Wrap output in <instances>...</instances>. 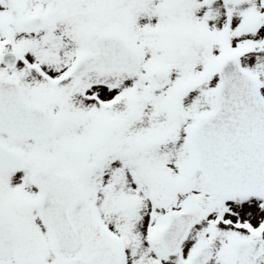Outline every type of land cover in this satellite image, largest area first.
<instances>
[{"label":"rangeland","instance_id":"1","mask_svg":"<svg viewBox=\"0 0 264 264\" xmlns=\"http://www.w3.org/2000/svg\"><path fill=\"white\" fill-rule=\"evenodd\" d=\"M13 2L10 11L0 0V53L14 51L17 61L11 70L0 63V76L18 83L25 104L46 111L53 126L46 136L0 133L1 144L22 160L0 170V213L20 235L0 264H72L75 257L87 264H188L205 243L215 250L207 264H264V198L219 196L191 145L194 127L216 104L224 60L251 76L264 99L261 1ZM35 14L47 19L39 31L12 29L15 20ZM102 33L119 35L137 53L138 72L70 73ZM155 71L166 74L160 89L153 87ZM174 108L186 117L184 125H175ZM39 164L77 175L82 194L73 217L82 242L75 254L55 250L34 214L12 211L16 200L36 194L29 176ZM164 194L172 198L167 207L159 201ZM192 203L203 205L206 216L176 254L166 255L158 239L165 217ZM249 239L257 242L254 254L236 259L232 244Z\"/></svg>","mask_w":264,"mask_h":264},{"label":"water","instance_id":"2","mask_svg":"<svg viewBox=\"0 0 264 264\" xmlns=\"http://www.w3.org/2000/svg\"><path fill=\"white\" fill-rule=\"evenodd\" d=\"M261 1L264 5V0ZM4 2L11 9L14 8L11 0ZM45 23L46 19L38 15L18 20L13 27L16 30L35 31ZM93 45L95 51L78 57L71 65V72L78 74L92 69L139 70L137 54L117 35H97ZM0 60L13 67L15 55L4 53ZM220 70L222 80L217 89L215 108L192 132L196 162L222 197H264V99L255 80L237 69L233 60L223 61ZM153 75L157 81L165 77L161 71ZM163 85L155 83L156 88ZM175 122L181 125L186 120L176 111ZM50 125L51 120L46 114L25 107L16 86L0 78V130L16 136H38L46 133ZM19 163V157L0 144V169H14ZM31 177L39 187L38 200L35 203L20 204L17 210L24 212L31 206L36 207L52 232L53 247L66 252L76 251L80 239L68 214L79 194L74 177L69 172H54L45 166L34 168ZM160 201L163 206H167L171 198L161 196ZM204 214L205 209L197 203L190 204L182 211L169 213L159 233L162 249L168 255L175 254L189 229ZM15 242V234L0 217V258L11 252ZM254 250V240L233 244V253L237 258L250 255ZM212 255V246L204 244L194 251L189 264H202ZM74 264L86 263L75 261Z\"/></svg>","mask_w":264,"mask_h":264},{"label":"flooded vegetation","instance_id":"3","mask_svg":"<svg viewBox=\"0 0 264 264\" xmlns=\"http://www.w3.org/2000/svg\"><path fill=\"white\" fill-rule=\"evenodd\" d=\"M3 52V51H2ZM3 64V63H2ZM155 82V81H154ZM163 82H165V81H163ZM16 83V82H15ZM17 84V86H18V83H16ZM18 88H19V86H18ZM19 91H20V89H19ZM20 95H21V93H20ZM21 98H22V96H21ZM23 100V99H22ZM24 102V101H23ZM25 103V102H24ZM27 106H29L28 104H26ZM44 111V110H43ZM51 168V167H50ZM51 169H53V168H51ZM54 170V169H53ZM55 171H57V170H55ZM61 171H69V172H72V171H70V170H65V169H60V170H58V172H61ZM73 173V172H72ZM74 175H75V183L77 184V186H78V189H79V194H80V197H81V188H80V186H79V183H78V180H77V175L75 174V173H73ZM36 191H37V189H36ZM37 193L38 192H36V194L35 195H33V196H27V197H24L23 199H20V200H16L15 202H14V205H13V207H12V211L14 212V214L16 215V216H18V217H23V216H26V215H28V214H34L40 221H41V219H40V217H39V215H38V213H37V211H36V209L35 208H31V209H29L26 213H21V212H19L17 209H16V204H18V203H20V202H33L35 199H36V197H37ZM80 197H79V199L70 207V209H69V212H68V214H69V217H70V219H71V221H72V223H73V225L75 226V228L76 229H78L77 228V225H76V221H75V219H74V217H73V211H74V209H76V207L78 206V202H79V200H80ZM1 214V213H0ZM2 215V214H1ZM3 216V215H2ZM7 221H8V223H9V225L13 228V226H12V224L10 223V220L4 215L3 216ZM42 222V221H41ZM42 224H43V222H42ZM44 225V224H43ZM45 226V225H44ZM46 227V226H45ZM14 230V229H13ZM15 231V230H14ZM15 233L17 234V237H18V241H19V237H20V235H19V233H18V231H15ZM249 240H252V239H249ZM253 255V254H252ZM249 256H251V255H248V256H244V257H242V258H240V259H238V260H244L245 258H247V257H249ZM214 257V256H213ZM213 257L211 258V259H213ZM235 257V256H234ZM78 259H80V258H78V257H75L73 260H72V263H73V261L74 260H78ZM210 259V260H211ZM237 259V258H236ZM1 260H3V259H0V261ZM209 261V260H208ZM208 261L207 262H205L204 264H207L208 263Z\"/></svg>","mask_w":264,"mask_h":264}]
</instances>
